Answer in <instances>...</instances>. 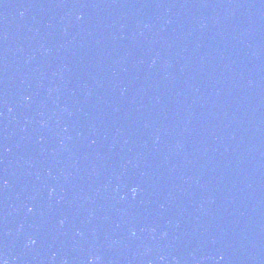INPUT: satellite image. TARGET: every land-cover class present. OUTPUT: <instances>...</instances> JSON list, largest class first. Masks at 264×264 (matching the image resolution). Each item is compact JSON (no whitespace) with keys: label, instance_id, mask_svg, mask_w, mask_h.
Listing matches in <instances>:
<instances>
[{"label":"water","instance_id":"95a60500","mask_svg":"<svg viewBox=\"0 0 264 264\" xmlns=\"http://www.w3.org/2000/svg\"><path fill=\"white\" fill-rule=\"evenodd\" d=\"M0 264H264V0H27Z\"/></svg>","mask_w":264,"mask_h":264},{"label":"clouds","instance_id":"9594fccd","mask_svg":"<svg viewBox=\"0 0 264 264\" xmlns=\"http://www.w3.org/2000/svg\"><path fill=\"white\" fill-rule=\"evenodd\" d=\"M133 191H135V190H133ZM33 243H35V242L33 241Z\"/></svg>","mask_w":264,"mask_h":264}]
</instances>
